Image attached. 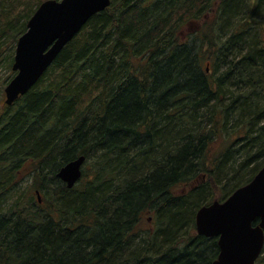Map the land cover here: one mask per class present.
I'll list each match as a JSON object with an SVG mask.
<instances>
[{"label":"trees","instance_id":"1","mask_svg":"<svg viewBox=\"0 0 264 264\" xmlns=\"http://www.w3.org/2000/svg\"><path fill=\"white\" fill-rule=\"evenodd\" d=\"M43 1L0 0L5 69ZM110 1L0 96V264H211L194 233L209 180L223 201L264 165V0ZM81 156L68 189L56 174Z\"/></svg>","mask_w":264,"mask_h":264},{"label":"water","instance_id":"2","mask_svg":"<svg viewBox=\"0 0 264 264\" xmlns=\"http://www.w3.org/2000/svg\"><path fill=\"white\" fill-rule=\"evenodd\" d=\"M110 3V0L43 1L17 40L11 67L15 74L4 89V103L11 106L28 93L64 47ZM83 163V156L68 162L59 169L56 178L68 189L73 188L81 179ZM194 224L198 236L217 239L218 255L211 264H255L264 245V165L223 202L214 201L199 208Z\"/></svg>","mask_w":264,"mask_h":264},{"label":"rangeland","instance_id":"3","mask_svg":"<svg viewBox=\"0 0 264 264\" xmlns=\"http://www.w3.org/2000/svg\"><path fill=\"white\" fill-rule=\"evenodd\" d=\"M5 42H6V49L4 50V57H6V59L9 61V57L11 56V54H10V51H11V43H12V39L11 38H9V36H7L6 37V39H5ZM14 52H15V48L13 49V56H14ZM12 53V52H11ZM13 58V57H12ZM6 60V61H7ZM6 63H4L3 65L2 64H0V96L2 95V94H4V88H5V86L7 85V83L9 82V80H10V78H12L13 76H14V73H12L11 72V70L10 69H5L6 68ZM4 82V83H3ZM3 98H4V96H3ZM1 99H2V97H1ZM4 100V99H3ZM83 171L84 172H87V167L84 165L83 166ZM89 171V170H88ZM199 179H201L200 177H199ZM203 179V178H202ZM201 183V182H200ZM205 182L203 181V184H204ZM209 189L211 190V192H210V194H209V197H206L205 199V201H204V203L203 204H209V203H211L213 200H217V201H219L225 194H224V192L223 191H221V189H218V187L216 186H213V181H211V180H209ZM26 184H28V182H26L25 184H23V186H22V188L20 189V192H24L25 191V189H26ZM193 184H196V182L195 183H193ZM189 188H193L191 185L190 186H179L178 188H177V191H176V193H178L179 195L180 194H184L186 191H187V189H189ZM229 189L231 190L232 188L231 187H229ZM228 190V189H227ZM227 190H226V192H227ZM229 191V190H228ZM19 192V193H20ZM225 192V193H226ZM228 193V192H227ZM226 193V194H227ZM199 200V199H198ZM198 200L196 201V202H198ZM145 218H148V222L146 223V222H144L141 226H140V229H139V231H140V237L142 236V235H144L145 233H143V232H150V233H152V232H154L155 230L153 229V227H155V225H154V223H153V218H152V214H148V215H146L145 216ZM195 231V230H194ZM142 232V233H141ZM264 255V254H263ZM262 255V256H263ZM261 256V257H262Z\"/></svg>","mask_w":264,"mask_h":264},{"label":"flooded vegetation","instance_id":"4","mask_svg":"<svg viewBox=\"0 0 264 264\" xmlns=\"http://www.w3.org/2000/svg\"><path fill=\"white\" fill-rule=\"evenodd\" d=\"M209 239H215V238H209Z\"/></svg>","mask_w":264,"mask_h":264}]
</instances>
